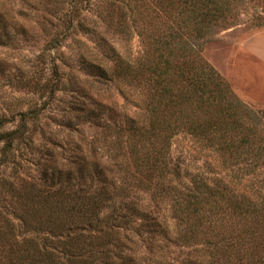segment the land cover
Listing matches in <instances>:
<instances>
[{"label":"trees","instance_id":"trees-1","mask_svg":"<svg viewBox=\"0 0 264 264\" xmlns=\"http://www.w3.org/2000/svg\"><path fill=\"white\" fill-rule=\"evenodd\" d=\"M79 2L61 16L69 29L79 16ZM182 3L170 9L182 14L180 27L194 22L197 33H141L146 51L133 62L118 56L113 67L106 56L82 54L91 59L82 58L87 66L101 79L115 82L137 108L130 119L115 124L114 139L108 137L103 146L106 161L96 171L99 187H51L54 175L48 173L40 178L44 183L17 182L0 172V197L29 202L17 219L24 235H12L0 254L4 264H264V175L256 178L264 170L263 134L203 58L201 47L187 41L194 34L205 38L228 4ZM45 11L57 19L53 9L46 6ZM48 34L49 51L71 37L57 28ZM50 60L44 70L49 74L38 86L53 97L64 79L57 58ZM41 112L37 107L21 111L12 129L7 126L13 121L0 115V166L22 145L33 143L30 122L38 121ZM104 126L111 129L106 124L103 131ZM183 132L200 150H214L211 167L221 168L218 177L197 173L183 179L171 153L173 137ZM10 222L16 229L18 223ZM2 239L3 234L0 245Z\"/></svg>","mask_w":264,"mask_h":264},{"label":"rangeland","instance_id":"rangeland-1","mask_svg":"<svg viewBox=\"0 0 264 264\" xmlns=\"http://www.w3.org/2000/svg\"><path fill=\"white\" fill-rule=\"evenodd\" d=\"M75 1L0 0V115L13 121L7 126L12 129L21 111L30 107L42 111L38 121L30 122L33 143L22 145L0 166L10 180L44 183L40 178L48 173L54 175V181L48 182L51 187H99L96 171L106 161L103 146L114 139L115 124L130 119L137 108L123 98L115 82L101 79L96 69L87 66L82 58L91 59L82 54L106 56L113 67L118 56L133 62L146 51L141 33H197L194 22L190 28L180 27L182 14L170 9L183 7L182 0H80L79 16L69 29L61 16L75 7ZM224 1L228 10L208 35L201 39L190 35L187 41L193 48L201 47L203 58L239 97L240 109L252 115L264 137V0ZM46 6L58 13L57 19L46 13ZM78 19L82 26L76 24ZM50 28L71 33V37L59 49L49 51ZM52 57L63 71L64 84L48 97L41 93L38 82L49 74L44 70ZM106 124L111 129L104 126L103 131ZM213 151L200 150L196 140L184 132L171 142L174 163L187 181L197 173L212 179L220 175L219 166L214 171L211 167L216 161ZM263 175L261 170L256 178ZM28 203L8 194L0 197V235H4L0 254L7 250L12 235L18 239L24 235L17 219ZM12 219L18 223L16 229ZM0 264H4L2 258Z\"/></svg>","mask_w":264,"mask_h":264}]
</instances>
